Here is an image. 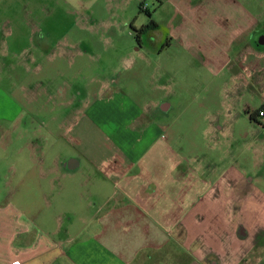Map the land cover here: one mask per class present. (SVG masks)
Segmentation results:
<instances>
[{
    "label": "rangeland",
    "instance_id": "374dc122",
    "mask_svg": "<svg viewBox=\"0 0 264 264\" xmlns=\"http://www.w3.org/2000/svg\"><path fill=\"white\" fill-rule=\"evenodd\" d=\"M150 21L157 28L139 32ZM250 24L264 33V0H0V209L9 204L40 228L44 196L48 211L64 212L67 225L81 201L100 202L105 184L93 177L83 186L73 176L54 191L44 185L51 173L40 178V164L109 144L136 154L155 134L163 135L157 166L185 159L201 171L204 192L207 179L224 171L264 196V142L257 135L264 130L244 113L264 104V54L254 47L246 58L231 40ZM160 102L170 110L162 112ZM148 108L159 130L148 125L141 135L136 117ZM215 119L227 123L217 138L206 135ZM164 179L161 200L180 189ZM263 244L247 264H264Z\"/></svg>",
    "mask_w": 264,
    "mask_h": 264
},
{
    "label": "crops",
    "instance_id": "0c3cea01",
    "mask_svg": "<svg viewBox=\"0 0 264 264\" xmlns=\"http://www.w3.org/2000/svg\"><path fill=\"white\" fill-rule=\"evenodd\" d=\"M252 26L231 36L239 54L245 50L246 58L257 48L251 41L259 32L254 33ZM260 50L258 53L264 54V47ZM161 107L167 112L171 104L160 102ZM245 109L255 111L248 106ZM136 122L141 135L148 125L159 130L150 108L141 110ZM218 122H211L207 136L217 138L225 131L227 123ZM249 122L264 130V117L255 115V121ZM258 132L264 142V135ZM162 137L155 134L149 146L136 154L109 144V148L91 154L77 151L78 157L72 158L70 167L69 160L61 161L60 155L54 157L57 162H42L40 178L52 174L51 182L44 183L46 188L55 191L59 185L60 189L61 180L73 176L82 178L83 186H87L95 177L104 182L106 194L96 206L83 205L79 200L67 225L61 220V216L67 218L64 212L48 211L44 196L40 201V228L26 214L20 217L11 211L15 208L9 204L0 209V264H247L256 244L264 243V196L249 188L243 176L232 180L224 171L207 179L204 192V183L197 176L201 171L189 169L185 159L157 166L152 161L158 160L153 158L154 150ZM105 139L110 143L109 137ZM146 162L154 165L147 168ZM161 176L180 184L175 196L161 200ZM164 204L167 208H162Z\"/></svg>",
    "mask_w": 264,
    "mask_h": 264
},
{
    "label": "trees",
    "instance_id": "16d2710c",
    "mask_svg": "<svg viewBox=\"0 0 264 264\" xmlns=\"http://www.w3.org/2000/svg\"><path fill=\"white\" fill-rule=\"evenodd\" d=\"M146 14L150 16V13L146 12ZM156 28H157V24L154 21H150V24L146 25V26H142L139 32L143 31V32L146 33L148 31H152V30H154ZM137 38H138V43H140L139 42V38L140 37L137 36ZM260 112H262L263 115H264V107L263 106L260 107L259 109L255 110V111H253L252 113H249L248 110H245L244 113L249 116V120L250 121L254 122L255 121V115L259 116Z\"/></svg>",
    "mask_w": 264,
    "mask_h": 264
},
{
    "label": "flooded vegetation",
    "instance_id": "af4514ba",
    "mask_svg": "<svg viewBox=\"0 0 264 264\" xmlns=\"http://www.w3.org/2000/svg\"><path fill=\"white\" fill-rule=\"evenodd\" d=\"M262 36H263V34L260 35V33H258V36L254 38L255 40L251 41V46H256L258 48L264 47V45H261V43H260L261 42L260 39L262 38ZM73 163H74V160L71 158V159H69V163H67V166L70 167Z\"/></svg>",
    "mask_w": 264,
    "mask_h": 264
},
{
    "label": "built area",
    "instance_id": "2783aa9c",
    "mask_svg": "<svg viewBox=\"0 0 264 264\" xmlns=\"http://www.w3.org/2000/svg\"><path fill=\"white\" fill-rule=\"evenodd\" d=\"M259 116L261 117V116H264V115H263L262 112H260V113H259ZM11 264H19V263H18V262H13V263H11Z\"/></svg>",
    "mask_w": 264,
    "mask_h": 264
},
{
    "label": "water",
    "instance_id": "95a60500",
    "mask_svg": "<svg viewBox=\"0 0 264 264\" xmlns=\"http://www.w3.org/2000/svg\"><path fill=\"white\" fill-rule=\"evenodd\" d=\"M260 43H261V45H264V40L262 42H260Z\"/></svg>",
    "mask_w": 264,
    "mask_h": 264
}]
</instances>
